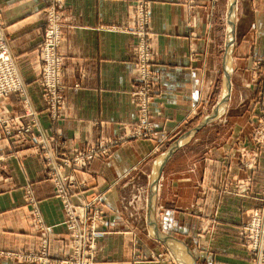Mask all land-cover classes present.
<instances>
[{"label": "crops", "instance_id": "obj_1", "mask_svg": "<svg viewBox=\"0 0 264 264\" xmlns=\"http://www.w3.org/2000/svg\"><path fill=\"white\" fill-rule=\"evenodd\" d=\"M49 2L0 0V10L37 128L53 139L57 157L64 159L76 148L117 139L141 125L134 96L138 5L136 0H63L65 100L61 117L54 119L37 80ZM144 2L157 78L147 116L152 132L119 141L107 157L69 171L77 186L85 182L79 186L85 199L101 196L106 221L99 228L96 264H180L150 232L155 167L213 111L226 89L231 0ZM234 15L229 102L181 142L155 196L158 227L185 241L197 264H251L240 233L264 202V138L256 128L264 115V76L259 79L255 67L257 59L264 61V0H237ZM23 113L18 95L0 101V117ZM49 172L38 147L8 137L0 125V264H38L32 255L44 237L51 264H63L69 229Z\"/></svg>", "mask_w": 264, "mask_h": 264}, {"label": "built area", "instance_id": "obj_2", "mask_svg": "<svg viewBox=\"0 0 264 264\" xmlns=\"http://www.w3.org/2000/svg\"><path fill=\"white\" fill-rule=\"evenodd\" d=\"M136 5H138L137 21L134 32L138 38L135 77L139 86L134 96L138 101L141 125H136L131 137L128 138L145 135L146 126L142 121L147 119L149 104L157 86L151 65L152 51L146 3L144 0H136ZM63 8V0H50L45 9L44 36L38 49L41 73L37 80L42 87L44 105L54 119L61 117L65 100L62 93L64 56L61 53L65 26ZM12 94L22 99L25 113L17 116L3 115L0 117V125L8 137H14L23 144L36 146L44 155L50 169L49 177L55 185L56 196L61 199L69 229L67 251L60 262L96 264L99 228L106 221L100 204L101 196L85 199L83 193L79 191V186L85 185V182L82 181L77 186L76 178L69 171L86 169L94 159L107 157L112 151L114 142L104 139L88 148H76L64 159L57 157L52 145L53 139L46 137L37 128L36 111L32 107L26 82L21 76L16 57L10 48L0 10V101ZM258 133H260L258 138H264V129ZM257 142L261 143L262 140L257 139ZM243 232V239H247L244 246L251 256V264H264V202L252 211ZM32 257L38 261V264L53 262L49 255L47 237L42 239L40 248Z\"/></svg>", "mask_w": 264, "mask_h": 264}, {"label": "water", "instance_id": "obj_3", "mask_svg": "<svg viewBox=\"0 0 264 264\" xmlns=\"http://www.w3.org/2000/svg\"><path fill=\"white\" fill-rule=\"evenodd\" d=\"M237 0H231L230 5V19H229V36L226 45V53H225V79H226V89L222 99L219 103L215 106L213 111L207 115L200 123L187 131L183 134L176 142H174L168 149L165 151L159 158L158 163L155 167L154 177L152 181V191H151V201H150V209H149V219L148 224L150 227V232L153 237L165 243L169 248H171L172 252H174L178 259L183 264H197L196 257L193 253L191 247L183 240L179 239L178 237L165 234L161 231L158 227L156 220H155V196L157 194V189L159 186V181L164 170V167L171 156L175 153V151L180 147L181 142L184 139L190 138L193 136L197 131H199L202 127L206 126L207 124L211 123L214 119H216L221 110L225 109L230 96H231V71H230V59H231V52L232 46L234 44V12H235V5ZM179 249H182V255L179 254ZM184 253V256H183Z\"/></svg>", "mask_w": 264, "mask_h": 264}, {"label": "rangeland", "instance_id": "obj_4", "mask_svg": "<svg viewBox=\"0 0 264 264\" xmlns=\"http://www.w3.org/2000/svg\"><path fill=\"white\" fill-rule=\"evenodd\" d=\"M255 67L257 68V69H259V79L261 78H263V76H264V61L263 60H260V59H257L256 60V62H255ZM263 74V75H262ZM262 75V76H261ZM157 79V78H156ZM157 84V83H156ZM156 89H157V86L155 87V89H154V93H153V95L155 94V92H156ZM152 100V99H151ZM151 103V102H150ZM150 105V104H149ZM190 117V116H189ZM190 122V119L189 118H186L185 119V121H184V123L185 124H188ZM149 120L148 119H146V120H143L142 121V124H145V126H146V129L144 130V132H145V135H144V137H146V136H149L150 135V133L152 132L151 130H152V128L149 126ZM194 123H196V121H194ZM151 124V123H150ZM198 124L196 123L195 125H193V128L194 127H196ZM207 126V125H206ZM206 126H204V127H206ZM204 127H202V128H204ZM201 128V129H202ZM256 128H258V129H264V115L259 119V121L257 122V126H256ZM192 129V128H191ZM200 129V130H201ZM199 130V131H200ZM199 131H197L196 133H198ZM132 133H133V130L131 129V131H130V133H126V134H123V135H120L117 139H110L109 141H112V142H114V144L113 145H115V144H117V143H119V141H122V140H124V139H126V138H128V137H131V135H132ZM147 134V135H146ZM199 135L201 136L202 135V131L199 133ZM136 137H142V136H135L134 138H136ZM102 140H104V139H102ZM199 149L201 148L200 146L198 147ZM113 149V148H112ZM101 158V157H100ZM106 217V216H105ZM244 228V227H243ZM243 230L241 231V240H242V242H243V245H245V243H246V240L247 239H243ZM245 247V246H244ZM182 252H184L182 249H179V254H181L182 255ZM183 256H184V253H183ZM179 260V259H178ZM179 262H180V264H183L180 260H179Z\"/></svg>", "mask_w": 264, "mask_h": 264}]
</instances>
